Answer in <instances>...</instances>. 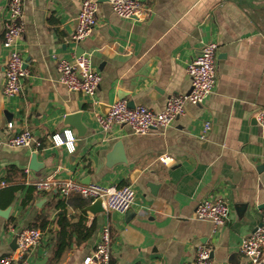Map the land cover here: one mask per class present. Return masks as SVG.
Listing matches in <instances>:
<instances>
[{
    "label": "crops",
    "instance_id": "1",
    "mask_svg": "<svg viewBox=\"0 0 264 264\" xmlns=\"http://www.w3.org/2000/svg\"><path fill=\"white\" fill-rule=\"evenodd\" d=\"M139 1L147 15L134 20L96 0V25L80 44L101 76L89 97L63 85L56 68L57 58L76 55L79 45L70 37L79 0H23L17 47L28 73L21 92L6 97L1 40L7 0H0V213L6 212L0 214V258L13 250L17 231L45 220L28 264H83L104 225L111 232L110 264H193L200 243L210 246L215 264H248L239 245L264 210V130L254 117L264 108V0ZM208 42L217 44L216 81L202 103L187 104L163 131L140 135L118 123L107 132L100 128L95 113L116 100L159 111L170 95L188 92L186 66ZM73 114L80 115L83 131L64 123ZM23 129L41 145H8L7 137ZM66 129L75 138L72 151L49 140ZM161 154L173 162L162 164ZM49 176L130 184L134 203L121 214L91 212L90 201L78 207L63 201L76 195L63 198L33 187ZM213 197L230 208L216 232L194 215L200 200ZM58 214L65 222L58 223ZM92 223L91 235L77 244ZM60 236L70 245L58 251Z\"/></svg>",
    "mask_w": 264,
    "mask_h": 264
},
{
    "label": "built area",
    "instance_id": "2",
    "mask_svg": "<svg viewBox=\"0 0 264 264\" xmlns=\"http://www.w3.org/2000/svg\"><path fill=\"white\" fill-rule=\"evenodd\" d=\"M23 0H7L5 16L2 20L1 47L5 51L4 76L2 93L6 97L18 95L22 90V79L28 70L18 50L17 42L24 31L22 21ZM112 11L122 18L140 20L146 17L147 9L139 0H106ZM96 0H79V11L76 26L70 37L75 45H80L94 30L96 25ZM217 44H203L197 55L187 64L186 72L190 79V90L186 93L170 95L159 111L151 110L142 105L129 107L123 99L109 105L106 113H95L100 128L107 132L114 123L128 125L135 134H147L152 130L163 131L181 114L186 105L202 103L212 92L215 81V59ZM56 68L59 81L71 91L93 97L101 81V76L91 64L88 54L82 52L71 59L57 58ZM255 120L264 130V108L258 110ZM11 122L7 128H12ZM209 124L204 123V130ZM54 146H65L69 151L74 149L75 138L70 130L54 133L49 136ZM7 144L15 147H39L41 145L29 129L9 135ZM71 148V150H70ZM157 160L164 165L171 164L173 158L161 154ZM28 170L25 169V173ZM4 184V182H1ZM38 191L55 190L61 197L71 195L89 200L91 203L100 200L106 211L126 212L134 203L135 193L130 184H101L96 182L80 183L71 179L59 180L52 176L38 178L32 182ZM230 213L228 203L222 197L200 200L194 209L195 217L208 220L213 232L223 226ZM43 232L37 227H26L16 232L15 248L0 258V264H28V256L42 238ZM111 232L108 225L101 228L98 241L92 251L83 258V264H110ZM240 253L248 264H264V210L258 224L252 232L244 237L239 245ZM193 264H215L211 258V248L206 244H196Z\"/></svg>",
    "mask_w": 264,
    "mask_h": 264
},
{
    "label": "trees",
    "instance_id": "3",
    "mask_svg": "<svg viewBox=\"0 0 264 264\" xmlns=\"http://www.w3.org/2000/svg\"><path fill=\"white\" fill-rule=\"evenodd\" d=\"M15 189L16 188L9 189V191H8V201H10L11 198L13 197ZM63 201H65V202H67L69 204L77 205L78 207H85L89 203V200L83 199V198H81L79 196L70 197V198H67L66 200H63ZM57 217H58V223H60V221L63 220V216L58 214ZM43 222H45V220H43ZM43 222L42 223L40 222V224H38L37 226L34 225V227H37V228H40V229H44L45 223H43ZM82 229H84L82 231L85 232V235H84L82 240H78L76 242L77 244L83 243L91 235L92 231L94 230V223H92L89 227H87V228L83 227ZM56 243H57V250L61 251L65 247L70 245V240L65 239L64 237L60 236Z\"/></svg>",
    "mask_w": 264,
    "mask_h": 264
},
{
    "label": "water",
    "instance_id": "4",
    "mask_svg": "<svg viewBox=\"0 0 264 264\" xmlns=\"http://www.w3.org/2000/svg\"><path fill=\"white\" fill-rule=\"evenodd\" d=\"M83 51H84L83 48L79 45L76 48V55L81 54ZM127 105L129 107H133L134 106V102L128 101ZM64 123L74 126L78 131H83L84 130V126H83V124L80 121V115L79 114H73V115H70V116L66 117ZM114 148H116V149L118 148V150H121L120 149L121 148V144L117 143ZM110 156H112V154ZM110 160H112V159L110 158ZM34 161H35V155H32V163H33V165H34ZM118 162L119 163L120 162L124 163L125 162L124 157L122 156V158H120V160H118ZM108 166H109V164H108ZM31 167L33 168V166H31ZM34 168H35V166H34ZM88 210H90L91 212H101V211H103L101 203H100V200H95L94 202H92V204L88 207ZM5 213L6 212L3 213V211H2L0 214H1V216L5 217L6 216ZM14 248H15V240H14ZM14 248H13V250H14Z\"/></svg>",
    "mask_w": 264,
    "mask_h": 264
},
{
    "label": "clouds",
    "instance_id": "5",
    "mask_svg": "<svg viewBox=\"0 0 264 264\" xmlns=\"http://www.w3.org/2000/svg\"><path fill=\"white\" fill-rule=\"evenodd\" d=\"M70 150H71V148H70Z\"/></svg>",
    "mask_w": 264,
    "mask_h": 264
}]
</instances>
